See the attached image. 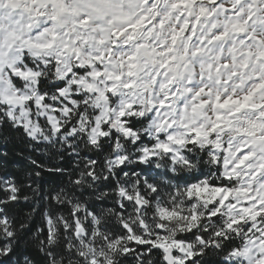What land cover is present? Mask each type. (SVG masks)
<instances>
[{
  "label": "snow or ice",
  "instance_id": "snow-or-ice-1",
  "mask_svg": "<svg viewBox=\"0 0 264 264\" xmlns=\"http://www.w3.org/2000/svg\"><path fill=\"white\" fill-rule=\"evenodd\" d=\"M12 134L0 264H264V0H0Z\"/></svg>",
  "mask_w": 264,
  "mask_h": 264
},
{
  "label": "trees",
  "instance_id": "trees-1",
  "mask_svg": "<svg viewBox=\"0 0 264 264\" xmlns=\"http://www.w3.org/2000/svg\"><path fill=\"white\" fill-rule=\"evenodd\" d=\"M0 153H6L7 159L5 161V166L0 169V174L5 172L14 173L20 171H40L41 177L38 178L37 183L33 184V188L39 186V192H50L54 188H58L65 181L66 177H60L56 174H51L43 170V168L35 167L30 163L29 157L37 162V165H43L44 168H55L64 167L70 168L72 161L65 154L64 158L61 159L59 155L52 151H45L44 146H39L38 149L33 150L29 147V142L20 135L12 134L6 142L0 143ZM136 172H141L142 174H147L144 172L145 166H133ZM104 191L109 189L104 188ZM31 195V192L28 193ZM93 207H99L101 202H97L94 199L89 201ZM106 206H111V201L108 202ZM20 209H16L19 211ZM27 211V208L23 209ZM65 214L66 211H65ZM41 217L37 215L35 217V223L37 226L41 224ZM31 254V253H29ZM20 264H23V256H20ZM125 264H135V261L130 257L125 261Z\"/></svg>",
  "mask_w": 264,
  "mask_h": 264
}]
</instances>
